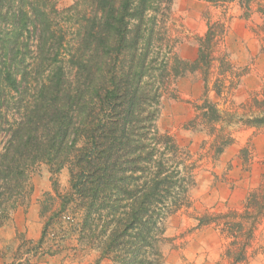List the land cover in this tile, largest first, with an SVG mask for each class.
<instances>
[{
  "label": "trees",
  "instance_id": "trees-1",
  "mask_svg": "<svg viewBox=\"0 0 264 264\" xmlns=\"http://www.w3.org/2000/svg\"><path fill=\"white\" fill-rule=\"evenodd\" d=\"M165 1L79 0L60 11L53 0H0V226L24 198L34 165L47 163L57 174L70 163L84 210L81 239L100 252L99 264H165L167 223L190 206L198 165L157 126L164 93L201 73L205 94L185 127L212 138L215 160L235 141L208 96L216 32L210 26L198 39L193 62L161 56L156 14ZM199 1L238 2L246 18L254 2ZM257 12L264 22V3ZM65 13L77 20L62 22ZM245 125L264 127V117ZM262 216L264 186L240 209L194 220L197 229L217 227L229 240L222 256L240 264L253 257Z\"/></svg>",
  "mask_w": 264,
  "mask_h": 264
},
{
  "label": "rangeland",
  "instance_id": "rangeland-1",
  "mask_svg": "<svg viewBox=\"0 0 264 264\" xmlns=\"http://www.w3.org/2000/svg\"><path fill=\"white\" fill-rule=\"evenodd\" d=\"M53 1L63 11L79 0ZM262 3L264 0H254L249 18L238 2L212 4L199 0L165 1L156 14L161 56L171 52L187 62L198 57V39L213 26L215 61L208 96L230 120L225 131L235 139L215 160L212 138L186 129L205 94L201 73L178 78L164 93L157 126L188 148L198 165L190 206L168 220L165 264L233 263L222 256L229 244L227 237L214 225L197 229L194 217L240 209L250 194L264 186V127L245 125L249 119L264 117V22L257 12ZM68 14L60 20H77L74 14ZM215 83L222 88L220 95L214 91ZM244 149L247 154L242 153ZM70 168L69 163L55 174L47 163L40 162L30 169L24 198L0 226L3 264H99L100 252L81 239L84 210L71 189ZM46 223L50 227L39 248ZM252 256L240 264H264V218ZM101 264L113 263L104 259Z\"/></svg>",
  "mask_w": 264,
  "mask_h": 264
},
{
  "label": "crops",
  "instance_id": "crops-1",
  "mask_svg": "<svg viewBox=\"0 0 264 264\" xmlns=\"http://www.w3.org/2000/svg\"><path fill=\"white\" fill-rule=\"evenodd\" d=\"M39 235L41 236V231H40ZM3 263H4L3 260L0 258V264H3Z\"/></svg>",
  "mask_w": 264,
  "mask_h": 264
}]
</instances>
